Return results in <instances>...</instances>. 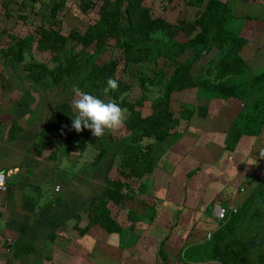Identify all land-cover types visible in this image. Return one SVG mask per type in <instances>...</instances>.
Returning <instances> with one entry per match:
<instances>
[{
    "label": "trees",
    "instance_id": "16d2710c",
    "mask_svg": "<svg viewBox=\"0 0 264 264\" xmlns=\"http://www.w3.org/2000/svg\"><path fill=\"white\" fill-rule=\"evenodd\" d=\"M67 1L55 2L52 9L54 17L66 7ZM75 1H78L84 11H88L96 4L95 0ZM101 1L99 19L84 33L74 30L71 34H66L62 31L61 25L54 23L49 28L38 27L23 37L11 36V43L1 50L5 64L11 62L15 67L20 64L25 67L31 89L40 93L41 101H44L45 95L53 99L44 115L45 121L48 120V123L45 122L46 127L53 126L57 129L61 124L62 126L67 124L65 128L71 126V116L75 113L69 103L70 98L65 95L69 89L73 91L79 87L98 95L105 101H115L124 110L126 114L124 122L130 131L129 137L122 142V146L120 145L121 149L125 148V151L122 150L123 164L129 167L127 176L138 180L151 175L155 170L161 157L159 147L171 137L174 139L177 136L178 139L182 137L195 117L196 105L184 104L178 113L172 109V96L175 92L197 88L198 100L205 98L210 103L214 99L234 98L243 103L241 112L227 131L225 142L227 151L235 152L244 136H261L264 127V70L258 74L253 73L242 56V50L250 44L251 38L241 34L242 27L240 29L236 27L237 21L242 19L233 14V3L236 0L227 2L183 0L189 7L205 5L203 12L194 21L196 30L198 29L197 34L183 43L177 42L172 37L166 29L164 18L152 15L150 7L144 3L145 0ZM244 18L250 19V17ZM111 39L116 42L114 47L123 51L126 61L125 70L136 78L139 76L143 97L135 104L127 100L126 91L132 89L137 81L126 85L118 75L119 65L114 59L103 64L98 63L101 54L111 46ZM70 41H74L75 45H71ZM77 47H81V50L78 51ZM92 47L94 49L90 52L89 49ZM35 48L51 52V61L55 67L51 68L48 63L38 61L32 53ZM213 49H217L218 53L209 62L206 78L204 77L203 81H196L192 73L194 64L204 55L210 54ZM190 50L192 55L183 60L182 57ZM160 58H164L168 69H160L153 76L146 75L152 64L157 65ZM141 67L145 72L140 69ZM59 70L68 77L67 80L62 81L64 77L60 76ZM109 78L117 80L118 86L115 89L107 86ZM152 88L158 89L159 92L155 99L147 93ZM23 95L25 96V93ZM28 99L30 103L35 100L31 97V93L28 94ZM144 101H151L152 113L147 117H143L141 113ZM51 106L54 108L53 111ZM12 128L16 129L17 138L22 127L16 122ZM81 131L84 132L85 128ZM88 132L89 129H86L85 134L87 140H91V145L102 141L98 157L100 159L106 157L113 145L105 143L111 141L104 139L103 136H93L90 139ZM105 133L109 135V132L105 131ZM149 140L155 142L151 143ZM111 143L117 144V142ZM87 147L83 145L81 149L85 150ZM113 185H118L120 190L127 186L122 182ZM113 185L111 183L105 195L98 198L97 204L90 208V222L82 231L83 234L97 224L108 231L111 230L114 221L111 220L107 203L115 196ZM255 187V190L252 188V195L254 192L255 195L245 199L241 206L243 209L230 208L228 202L225 206L226 202L220 200L222 207L228 210L226 219L221 221V227L212 234L210 244L204 242L192 246V249H186L184 260L202 263L214 260L218 261V264H250L249 259H244L241 255L255 250L259 234L256 233L255 237L252 235L247 241L234 238L232 234L236 230L234 225L241 217L249 220L250 230L259 231L264 227V178ZM123 197L113 199L117 204H121ZM132 214L133 221L141 219L136 213ZM261 246L263 252L264 236ZM235 249L239 253H236ZM24 254L27 253L14 248L15 258H20ZM160 254H164L163 249ZM260 264H264V255Z\"/></svg>",
    "mask_w": 264,
    "mask_h": 264
},
{
    "label": "crops",
    "instance_id": "0c3cea01",
    "mask_svg": "<svg viewBox=\"0 0 264 264\" xmlns=\"http://www.w3.org/2000/svg\"><path fill=\"white\" fill-rule=\"evenodd\" d=\"M9 92L12 96H7L0 104V172L14 171L15 174L8 190L0 192V264H81L83 258L79 254L85 248L80 244L95 238L107 246L112 264H218L214 260L205 263L184 260V252L209 241L207 238H211L222 224L217 221L213 204L208 201L207 189L220 187V172L216 169L218 174H214L212 168L223 159V150L225 155L230 152L225 144L229 129L223 131L218 126L212 130L201 120L200 125L195 126L192 120L182 137L178 139L177 136L173 141L168 139L163 144L155 170L141 180L127 176L129 167L123 160L118 165V156L111 157L109 151L106 157L113 159L111 173L119 171V175L109 174L106 186L100 183L104 168L101 160L106 157L96 160L92 166L85 162L79 172H72L80 162L74 156L77 155L82 163L86 158L78 147L67 153L68 164L74 163L71 168L56 167L55 161L52 162L56 149H47L52 144L45 148L41 157L37 156L39 138L34 123H39L41 130L44 124L40 121L45 122V118L31 124L29 117L21 120L23 122L18 121L22 131L16 138L12 128L16 124L15 87L7 94ZM226 102L214 99L209 108L222 109ZM245 137L237 146L239 150ZM213 145L219 148H216L220 153L217 157L212 152ZM209 174L215 176L213 180ZM180 175L183 178L179 183ZM116 182L127 186L120 190L118 185H113ZM111 183L113 198L124 196L121 204L113 198L108 200L107 209L114 221L111 230L97 224L83 234L90 222V208L105 195ZM230 199L223 202L234 201ZM210 208L212 214L208 212ZM230 208L234 206L230 205ZM132 211L141 219L133 221ZM14 248L27 254L15 258Z\"/></svg>",
    "mask_w": 264,
    "mask_h": 264
},
{
    "label": "rangeland",
    "instance_id": "374dc122",
    "mask_svg": "<svg viewBox=\"0 0 264 264\" xmlns=\"http://www.w3.org/2000/svg\"><path fill=\"white\" fill-rule=\"evenodd\" d=\"M56 1L58 0H0V104L5 102L4 98L12 96V92H9V94H7V92L15 87L16 93L13 96V100L16 102V122L21 120L25 121L30 118L29 124H31L33 121L39 122L41 118H46L44 117L45 111L53 102V99H49V97L45 95L43 98L44 101L40 100V93L31 89V83L26 76V70L22 64L19 66L16 65L15 67L11 62L8 64L4 63L1 50L6 48L11 43V36L14 35L23 37L33 32L38 27L49 28L54 23L61 25L62 31L66 34H71L74 30L84 33L87 28L93 25L100 17L99 11L100 6L102 5L101 0H95V6L91 7L88 11H84L80 7L78 1L68 0L66 2V7L58 12V14L54 17L52 15V9ZM227 1L228 0H225L224 2ZM144 3L150 7L154 17H162L166 20V29L177 42H186L197 34L198 29L196 30L194 21L203 12L205 5L189 7L184 4L183 0H145ZM233 14L237 17H242V19L240 18L236 23V27H238V29L242 27L243 31L241 34L245 37L251 38L250 44L244 49L242 56L248 62L251 71L258 74L264 70V0H250L245 2L236 0L233 3ZM243 17H250V19H243ZM69 43L71 45H75L74 41H70ZM110 45L111 46L107 48L103 54H101L98 59V63L103 64L111 59H114L119 65L118 75L126 85H130L132 82L137 81V83H134L133 88L131 87L132 89L126 91V93L128 92L127 100L130 103L135 104L143 97V90L140 87L139 76L136 78L132 73L125 70L126 61L124 59V54L122 49L114 47L116 46L115 40L111 39ZM93 49L94 47L90 48L89 51L92 52ZM77 50L80 51L81 47H77ZM32 53L38 61L48 63L51 68L55 67V64L51 61V52L40 51L35 48ZM217 53L218 50L213 49L210 54L204 55L194 64L192 73L194 74L196 81H203L204 77L206 78L209 62L216 56ZM191 55L192 51L190 50L184 57H182V59L185 60ZM140 69L144 71L143 67ZM160 69H168L166 68L164 58H160L157 65L152 64V67L147 71L146 75L153 76L155 72ZM59 74L62 78L64 77L62 81L67 80L68 77L64 75L62 70H59ZM24 93L25 96L23 95ZM30 93L31 97L35 99L31 103L28 99V94ZM147 93L153 99L159 95L158 89L156 88H152ZM65 95L70 98L69 103L72 105V110L75 113V109L73 107V100L75 98L74 91L69 89L66 91ZM226 101L227 102L222 109H218L216 107L211 109L209 108L210 103L208 100L205 98L198 100L197 88H193L175 92L172 96V109L178 113L179 109L182 108L184 104L191 106L196 105L195 117L193 118L195 126L200 125L201 120L204 123L209 124L212 130L218 129V126H220L223 131H226L232 125L233 121L241 112L243 107V103L234 98ZM51 108L53 111L54 108L52 106ZM141 113L143 117H147L152 113L151 101L143 102ZM125 115L126 114L124 112V119ZM47 121L48 120L45 122L48 123ZM40 122L45 125L43 120ZM35 124H37L35 130L37 131L39 138L36 146L37 156L41 157L45 152V148L43 147L44 145L48 146L52 144V147L47 149L50 151H52L53 148L56 149L53 151V153H56V156L53 155L52 159V162L55 161L56 167L63 166L71 168L74 163L72 164L71 162L68 164L69 159L67 158V153L71 152L70 150L74 147L81 149L83 145L88 146L85 150H83L84 153H82L83 157L86 158L83 159L82 163L79 157L74 153L76 155L74 157H76V159L80 162L78 161V166L74 168L72 172H79L80 169L84 167L83 164H85V162L92 166L91 164L100 159L98 158V155L100 153L99 147L102 146V141H97L95 145H91V140L88 141L87 134H85L87 128H85L84 132H78L71 126L69 128H65L67 124H64L63 126L61 124V126L57 127V129L56 127H46L45 125V127L39 130V123H34V125ZM15 131L16 129L13 133H15ZM89 131L90 132L88 133L90 136L88 137L91 139V137L93 138V134L90 129ZM106 131L109 132V135L105 133L103 138H106V140L111 142H117L116 145L111 142L105 144L113 145L111 146L110 154L111 157L113 155L115 158L118 156L117 164L119 165V162L122 163L124 158L122 150L125 151V148L121 149L120 145L122 146V142L129 137L130 131L127 129L124 121L119 127L108 129ZM169 139L173 141L174 137ZM149 141L151 143L155 142L154 140ZM243 143L244 144L241 146L242 148L240 150L237 148L235 152L230 151L227 153L228 155H225L226 151L223 150V159H220L217 163L213 164L212 172L214 174H218V171L216 170L218 169L220 172L218 176H221L219 177L221 180L218 181L220 186L219 188L207 189L209 192L208 201L210 200L209 203L210 205L213 204V207L217 203H221V201L231 198L230 200L233 199L234 201L229 204L239 210V208L244 204L245 199L252 195V188L255 190V186L264 178V127L261 136H247L244 138ZM221 146L223 147V145ZM162 148H164V145H161L159 150L162 151ZM216 148L217 146L213 145L212 152L214 157H217L220 154L219 152H216ZM217 149L219 150V148ZM50 156L51 155H48V157ZM48 157L45 158L47 159ZM63 163L64 165H61ZM101 163L104 164V168L102 170V180H100V183H104L107 186L106 180H108L109 174L111 176L119 175V171H116L114 174L111 173L113 169V166H111L113 164V159L111 160L110 157L102 159ZM207 171L210 173V170ZM214 177L209 174L210 180H213ZM182 178L183 175L179 179V183ZM183 186H185V184ZM254 195L255 192L252 196ZM198 200H200V198ZM224 205H228L227 202L224 203ZM146 211L147 210L145 209V213ZM208 212H211L212 214V208H210ZM244 219L245 218L243 217H241L240 220L238 219L236 225H234L236 230L232 234V237L242 238L244 240L246 239L247 241L252 235L255 237L256 233H258V247L255 245V250L253 249L250 252L243 254V256L241 255V257L244 259L248 258L250 264H260L262 261V255H264V250L261 252V241L264 236V227L259 231H256V229L250 230L249 220ZM212 238L213 237L207 238L209 241L206 242L210 244L209 242H212L210 241ZM253 244H255V242ZM80 246L85 248L79 254V256H82L83 258V260H81V264H112L111 259H109V254L107 255V246L102 245V242L99 239L95 238L92 239V241L84 240L83 244H80ZM244 249L245 248H243V250ZM235 251L236 253H239L236 249ZM241 251L242 249L240 247V252ZM111 255L113 259V253ZM243 258L241 260H243Z\"/></svg>",
    "mask_w": 264,
    "mask_h": 264
},
{
    "label": "clouds",
    "instance_id": "9594fccd",
    "mask_svg": "<svg viewBox=\"0 0 264 264\" xmlns=\"http://www.w3.org/2000/svg\"><path fill=\"white\" fill-rule=\"evenodd\" d=\"M107 86L115 89L118 82L113 78H109ZM73 91L75 93L73 100L75 114L71 116V127L76 131L79 132L83 128H87L92 131L93 136L101 137L106 130L117 128L123 123L124 110L115 101H105L98 95L86 92L79 87H76ZM216 205L222 206V203ZM216 205L213 207L214 213ZM215 217L218 222H221L216 214Z\"/></svg>",
    "mask_w": 264,
    "mask_h": 264
},
{
    "label": "built area",
    "instance_id": "2783aa9c",
    "mask_svg": "<svg viewBox=\"0 0 264 264\" xmlns=\"http://www.w3.org/2000/svg\"><path fill=\"white\" fill-rule=\"evenodd\" d=\"M14 174V171L0 172V192H6L8 190L10 179ZM56 190H60L59 185L56 186ZM215 214L220 221H223L227 217L228 210L223 208L221 205H216Z\"/></svg>",
    "mask_w": 264,
    "mask_h": 264
}]
</instances>
